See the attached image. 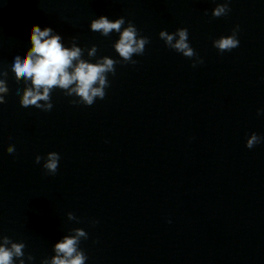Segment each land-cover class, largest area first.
<instances>
[{
	"label": "clouds",
	"instance_id": "obj_1",
	"mask_svg": "<svg viewBox=\"0 0 264 264\" xmlns=\"http://www.w3.org/2000/svg\"><path fill=\"white\" fill-rule=\"evenodd\" d=\"M231 0H224L218 3L212 10L213 17L227 15L231 10L229 3ZM124 17L111 20L106 16L95 18L90 23L93 32H99L103 36H109L112 32L119 33V39L113 47L119 57L125 63L136 64L134 55H142L145 46L150 42L147 37L140 36L138 30L132 22H128L125 27ZM238 27L231 35L221 36L213 41V46L221 53L231 51L239 46L237 39ZM188 30L179 28L174 33L160 31L159 37L166 46L175 50L183 56L192 59L197 57V53L188 42ZM31 47L21 57H14L11 71L15 74L17 82L23 80L25 88L22 93L17 89V95L21 96L20 104L25 109H41L50 111L53 108L51 93L54 89H60L66 96H75L78 99L71 101L72 104H84L91 106L97 98L104 99L105 89L109 87L108 74H115V65L119 62L108 56L101 57L95 63L83 58L84 49L77 46L73 38L71 47H65L62 37L54 34L51 27L41 29L38 25H33L30 35ZM97 47L93 45L87 49L89 57H94ZM197 63H203L198 58L194 61L193 67ZM6 71H0V105L6 103L5 95L8 94ZM264 110H258V115ZM264 138L252 133L247 141L246 147L252 149L261 143ZM9 154H15V147L10 145L7 149ZM44 159L43 168L50 174H55L60 156L56 152H49L47 157L37 155L35 163L39 164ZM69 220H75L72 213H68ZM74 234L65 235L54 244L55 255L50 259H44L41 264H85L87 256L79 248L81 238L87 239L88 234L81 228L73 230ZM25 244L23 242H13L7 236H0V264H25ZM34 258L27 256L28 261Z\"/></svg>",
	"mask_w": 264,
	"mask_h": 264
}]
</instances>
